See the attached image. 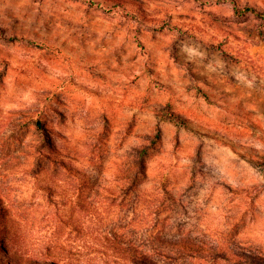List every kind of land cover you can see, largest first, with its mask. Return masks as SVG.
<instances>
[{
  "label": "rangeland",
  "instance_id": "obj_1",
  "mask_svg": "<svg viewBox=\"0 0 264 264\" xmlns=\"http://www.w3.org/2000/svg\"><path fill=\"white\" fill-rule=\"evenodd\" d=\"M233 1L264 10L0 0V264H264V18Z\"/></svg>",
  "mask_w": 264,
  "mask_h": 264
},
{
  "label": "trees",
  "instance_id": "obj_2",
  "mask_svg": "<svg viewBox=\"0 0 264 264\" xmlns=\"http://www.w3.org/2000/svg\"><path fill=\"white\" fill-rule=\"evenodd\" d=\"M233 5H234V11L235 14L238 16H245L247 14H254L258 17L264 18V10H260L257 7L251 6V5H245V6H240L238 5V3L236 1H233ZM166 115L173 121L178 122L179 124H184L185 120L176 112L174 111H170V110H165ZM37 125L40 128H43V124L40 120L37 121ZM145 151L144 153L146 154L147 150H143ZM141 263H144V258H139V260Z\"/></svg>",
  "mask_w": 264,
  "mask_h": 264
}]
</instances>
